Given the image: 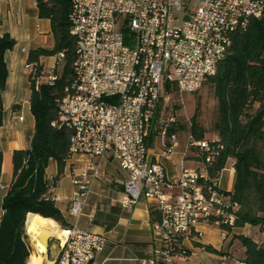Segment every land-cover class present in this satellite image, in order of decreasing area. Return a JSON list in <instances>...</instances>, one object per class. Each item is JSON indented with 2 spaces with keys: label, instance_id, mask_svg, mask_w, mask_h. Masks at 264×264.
I'll list each match as a JSON object with an SVG mask.
<instances>
[{
  "label": "built area",
  "instance_id": "2783aa9c",
  "mask_svg": "<svg viewBox=\"0 0 264 264\" xmlns=\"http://www.w3.org/2000/svg\"><path fill=\"white\" fill-rule=\"evenodd\" d=\"M182 4L183 0H70L74 81L59 101V120L72 128L68 157L111 153L128 173L122 204L144 197L156 206L158 218L150 223L162 244L142 264H172L187 255L181 241L199 237L201 224L217 226L223 235L236 226L238 204L220 186V172L211 174L208 169L215 154L209 140L188 135L186 150L196 149L204 157L194 167H183L174 181L167 179L162 163L148 157V146L154 123L165 127L161 154L170 157L178 145L175 132L164 136L168 122H163L162 113L170 94L165 82L180 92L196 90L215 72L232 33L245 28L251 17L261 16L264 0H202L181 19ZM54 56L48 70L40 61L25 60L36 88L42 78L51 83L56 77L63 53ZM100 175V165L92 159L73 169L71 215L83 214ZM63 231V240L57 238L55 264H90L105 243L102 233L75 224ZM242 234L252 236L249 224Z\"/></svg>",
  "mask_w": 264,
  "mask_h": 264
},
{
  "label": "trees",
  "instance_id": "16d2710c",
  "mask_svg": "<svg viewBox=\"0 0 264 264\" xmlns=\"http://www.w3.org/2000/svg\"><path fill=\"white\" fill-rule=\"evenodd\" d=\"M38 16L47 18L53 39L51 47L36 46L28 49L27 59L39 61L40 56L63 53L62 62L55 66L56 77L51 83L43 78L37 88L30 81L29 109L34 118L33 133L27 148L12 151V180L1 200L0 264H33L37 248L31 253L25 228L29 212L53 218L65 227L60 209L50 196L51 186L45 177L48 160L57 163L62 173L68 158L72 128L59 120V101L70 91L74 81L73 62L75 40L70 34V0H35ZM1 22V18H0ZM15 40L9 33L0 34V90L7 77L5 52ZM212 88L216 100L211 130L217 139L209 140L215 147L208 169L211 174L220 172L229 158H233L234 178L230 196L238 206L235 225L256 226L264 233V12L251 17L243 29L232 33L231 44L218 60L216 70L204 82ZM67 88V89H66ZM166 91L172 92L174 84L165 82ZM197 107L191 117L190 135L203 139L204 128L199 125ZM2 104L0 97V122ZM175 123L166 127L167 135L175 132ZM183 127V126H180ZM194 156L201 160L203 154L196 149ZM2 154L0 151V173ZM150 220L158 218V210L149 204ZM27 233V234H26ZM245 247V264H264V237L260 240L240 234ZM55 264V263H54Z\"/></svg>",
  "mask_w": 264,
  "mask_h": 264
},
{
  "label": "crops",
  "instance_id": "0c3cea01",
  "mask_svg": "<svg viewBox=\"0 0 264 264\" xmlns=\"http://www.w3.org/2000/svg\"><path fill=\"white\" fill-rule=\"evenodd\" d=\"M0 18V34L7 32L15 40L12 48L4 55L8 73L4 88L0 90L1 204L7 186L12 180V151L29 147L33 133L34 118L29 109L30 81L28 70L24 67L28 49L36 46L51 47L53 39L49 19L38 16L35 0H0ZM39 61L44 69L48 70L54 65L55 56H40ZM215 139L217 134L213 132L212 140ZM161 150V140L152 139L150 133L148 157L163 164L166 177L171 181L176 180L183 167H194L200 161L190 150H186V143L179 140L170 157L161 154ZM88 159L99 163L101 175L91 186L83 214L75 217L68 212L73 190L71 172L84 166ZM233 161V158H229L220 171V186L226 191L232 190ZM45 177L48 183H53L50 196L62 213L66 222L65 227L75 224L79 228L105 236V243L96 252L90 264H142V260L149 258L154 249L161 246V240L152 234L150 202L140 197L135 203L122 204L123 182L127 179L128 173L111 153L107 152L97 157L73 154L66 159L60 174L56 161L50 158L45 168ZM91 211L92 217L89 216ZM1 213L0 205V216ZM245 226L247 224L235 226L223 235L217 226L199 225L198 229L201 231L199 237L181 241L188 254L176 257L172 264H240L244 261L245 247L238 236L242 234ZM250 229L252 237L256 239L260 234L258 228L250 226ZM29 234L30 238L28 234L27 238L30 246L32 245L34 249L42 247L41 241L30 232ZM32 248L31 253L34 250ZM44 251L41 264H54L58 255V245L55 253L50 252L49 245L47 248L45 246Z\"/></svg>",
  "mask_w": 264,
  "mask_h": 264
},
{
  "label": "rangeland",
  "instance_id": "374dc122",
  "mask_svg": "<svg viewBox=\"0 0 264 264\" xmlns=\"http://www.w3.org/2000/svg\"><path fill=\"white\" fill-rule=\"evenodd\" d=\"M201 3L202 0H183L182 12L179 14L180 18L182 19L188 11L196 9ZM196 107L198 108L196 119L199 125L205 130L204 138L212 140L213 131L211 130V122L215 115L216 100L208 82H203L194 91H172L169 94V98L165 101L162 113L163 122H168L167 126H169V120L173 118V122L175 123V133L179 141L184 143L187 142L188 135L190 134V120ZM162 127L165 128L163 124L161 127L157 125V123L155 124V127L151 131L152 139H157L158 141L161 140V131H163ZM165 135L166 129H164V136ZM190 151L193 152L195 150L190 149ZM261 237H264V233L259 234L256 239L260 240ZM44 243L46 248L47 245H49L51 253L56 252L58 243L54 237L47 238ZM30 248H32V245Z\"/></svg>",
  "mask_w": 264,
  "mask_h": 264
},
{
  "label": "bare ground",
  "instance_id": "6f19581e",
  "mask_svg": "<svg viewBox=\"0 0 264 264\" xmlns=\"http://www.w3.org/2000/svg\"><path fill=\"white\" fill-rule=\"evenodd\" d=\"M25 228L42 243V247L37 248V255L33 264H41L45 252L44 241L48 237L54 236L63 240V228L59 227L57 222L51 217H44L37 213L29 212L26 216Z\"/></svg>",
  "mask_w": 264,
  "mask_h": 264
}]
</instances>
